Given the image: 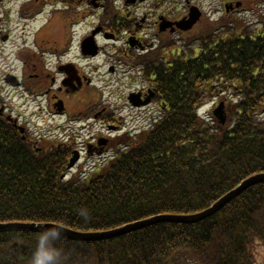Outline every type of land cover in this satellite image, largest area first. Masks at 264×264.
<instances>
[{
	"label": "trees",
	"instance_id": "16d2710c",
	"mask_svg": "<svg viewBox=\"0 0 264 264\" xmlns=\"http://www.w3.org/2000/svg\"><path fill=\"white\" fill-rule=\"evenodd\" d=\"M239 25V24H236ZM191 46L135 58L164 107L152 127L127 139L89 175L67 174V156L32 144L0 118V224L52 223L98 233L157 215L201 212L243 180L264 173V30L214 34ZM133 61V62H134ZM228 98L231 125L198 108ZM257 264L264 249V184L194 225L157 224L94 243L45 233L0 231V264Z\"/></svg>",
	"mask_w": 264,
	"mask_h": 264
},
{
	"label": "flooded vegetation",
	"instance_id": "af4514ba",
	"mask_svg": "<svg viewBox=\"0 0 264 264\" xmlns=\"http://www.w3.org/2000/svg\"><path fill=\"white\" fill-rule=\"evenodd\" d=\"M127 1L0 0L1 116L24 127L30 142L56 145L67 160L77 152L80 164L127 141L140 118L125 91L134 88L128 94L141 103L151 90L149 78H139L145 86L136 85L140 76L130 57L170 38L181 44L197 32L183 33L176 25L192 8L203 17L196 27L236 19L251 28L264 25V0H213L207 14L200 6L204 0ZM130 39L136 40L134 47L128 46ZM20 97L26 103L17 108L12 98ZM27 105L34 107L31 113L22 111Z\"/></svg>",
	"mask_w": 264,
	"mask_h": 264
},
{
	"label": "water",
	"instance_id": "95a60500",
	"mask_svg": "<svg viewBox=\"0 0 264 264\" xmlns=\"http://www.w3.org/2000/svg\"><path fill=\"white\" fill-rule=\"evenodd\" d=\"M199 19V15L195 10L191 11L190 18L188 21L178 25L182 30H189ZM133 105H138L133 102ZM213 115L218 119L220 124L225 123V116L223 114V105L220 104L217 109L213 111ZM23 129L20 132L23 133ZM77 158L75 157L70 161L68 168L73 167ZM264 184V174L253 175L245 179L238 187L231 190L223 197H221L217 202H215L210 208L188 216H178V215H157L148 219L136 221L134 223L126 224L122 227L112 229L106 232L98 233H79L55 224L51 223H2L0 224V231L2 230H17L26 232H40L45 234H50L52 232L58 233L69 241L74 242H84V243H94L117 239L125 235L131 234L133 232L149 228L157 224H183V225H193L202 222L211 216L218 213L226 205L240 196L243 192L252 188L254 186Z\"/></svg>",
	"mask_w": 264,
	"mask_h": 264
},
{
	"label": "rangeland",
	"instance_id": "374dc122",
	"mask_svg": "<svg viewBox=\"0 0 264 264\" xmlns=\"http://www.w3.org/2000/svg\"><path fill=\"white\" fill-rule=\"evenodd\" d=\"M182 3H184V0L182 1ZM213 4H215V3H213V2H211V0H207V1H205V2H203V3H201L200 4V6H202V9H203V13L204 14H207L208 12H209V10H210V8H211V6L213 5ZM217 5V4H216ZM203 18V17H202ZM201 18V19H202ZM252 22H253V20H251ZM81 34V33H80ZM194 37V35H191V38H193ZM190 38V39H191ZM2 71V73L5 71V68L0 64V72ZM0 80H1V78H0ZM138 80H139V77H138ZM3 85V82L2 81H0V86H2ZM137 86H141V84H136ZM133 90V88H131V89H129V90H126L125 91V93H128L129 91H132ZM107 96V95H106ZM225 101L226 102V104L228 105H226V108H227V111H230V105H229V102H228V98L226 97V98H218V99H216V100H214L213 102H210V103H208V104H206L204 107H202V109L200 110V114H203V116H208L209 117V115H211L212 116V109L215 107V105L216 104H218L219 102H222V101ZM16 102V103H15ZM13 105L14 106H16L17 108H19L20 107V102H19V100H15V101H13ZM26 108L27 109H25V107H22L21 109H22V111H24V110H27L28 111V113H31L33 110H34V107L33 106H30V107H27L26 106ZM150 108H152V110L153 111H151V116H155L156 115V113H154V111H156V112H158V110H159V107H158V103L156 102V103H154L153 105H151L150 106ZM141 120H139V122H140ZM148 124H149V122H146L145 124H144V129H146L147 127H148ZM112 155V154H111ZM100 161V160H99ZM96 163H99V162H96ZM90 165V164H89ZM92 167V166H91ZM90 167V168H91ZM74 172H71V174H73ZM256 262H257V264H264V249H262V248H260V247H258L257 248V250H256Z\"/></svg>",
	"mask_w": 264,
	"mask_h": 264
},
{
	"label": "clouds",
	"instance_id": "9594fccd",
	"mask_svg": "<svg viewBox=\"0 0 264 264\" xmlns=\"http://www.w3.org/2000/svg\"><path fill=\"white\" fill-rule=\"evenodd\" d=\"M50 235L53 238L58 237V233L52 232ZM48 240V235H45L44 237L41 238L40 240V251L38 252L34 264H46V262H51L54 260L55 253L47 252L44 250V244Z\"/></svg>",
	"mask_w": 264,
	"mask_h": 264
}]
</instances>
